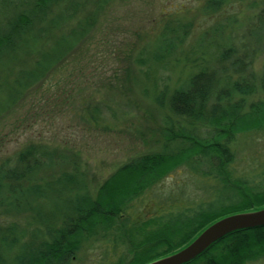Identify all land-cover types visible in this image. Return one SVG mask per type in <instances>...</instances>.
<instances>
[{
	"label": "trees",
	"instance_id": "16d2710c",
	"mask_svg": "<svg viewBox=\"0 0 264 264\" xmlns=\"http://www.w3.org/2000/svg\"><path fill=\"white\" fill-rule=\"evenodd\" d=\"M197 1L203 2L201 14L212 18L233 0ZM106 2L98 0L85 19L71 25L81 9L77 0H2L0 68L6 76L14 75L7 85L10 100L52 80L67 57L81 52ZM252 10L243 32L253 46L222 40V32L231 27L230 18L208 27L194 45H186L189 25L167 23L136 57L137 66L147 68L153 87L162 82L164 73L171 79L182 63L191 69L170 89L162 86L154 98L166 112L161 149L121 166L94 195L77 169L46 178L48 172L70 163L46 146L28 145L12 161L0 164V216L12 220L26 216L24 225L13 221L0 227V264H69L84 243L108 236L126 245V258L118 264H148L184 249L223 218L264 209V177L261 186L251 185L233 178L230 170L236 136L264 131V61L258 78L249 72L257 52L264 56V0L253 4ZM53 33L58 38L47 46ZM194 55L196 59L191 58ZM15 62L19 64L14 74ZM256 93L262 98L248 104ZM182 165L195 173L205 168V176L216 183L217 197L195 209L158 212L117 237L121 227L116 219ZM260 261H264V227L231 233L187 264Z\"/></svg>",
	"mask_w": 264,
	"mask_h": 264
},
{
	"label": "rangeland",
	"instance_id": "374dc122",
	"mask_svg": "<svg viewBox=\"0 0 264 264\" xmlns=\"http://www.w3.org/2000/svg\"><path fill=\"white\" fill-rule=\"evenodd\" d=\"M257 1L233 0L221 14L205 18L201 14L203 2L197 0H107L80 47L81 52L67 57V64L54 72L52 80L10 100L7 85L14 75L8 77L0 68V164L12 161L28 145L46 146L70 162L48 172L46 178L77 169L87 182L88 192L94 195L103 181L121 166L161 149L166 112L154 103V98L162 86L170 89L191 69L189 64L182 63L171 79L164 73L162 82L153 87L151 80H147V68L137 66L136 57L153 43L167 23L189 25L186 45H194L208 27L230 18L231 27L222 32V40L236 39L239 45L253 46L254 42L247 40L243 31ZM97 2L77 0L81 9L76 11L71 25L85 19ZM253 34L257 35V31ZM57 38L56 33L51 34L46 45L52 46ZM182 56L178 55V59ZM263 61L264 56L258 51L250 62L249 72L255 79L261 75ZM13 64L15 74L19 63ZM261 98L256 93L247 103H256ZM231 150L233 178L261 186L264 131L236 136ZM204 171L201 167L195 173L182 165L167 173L116 219L121 227L117 237L125 233V228L158 212L195 209L216 198L217 194L213 193L216 183ZM13 221L24 225L26 216L20 215L16 220L0 216V227ZM114 238L87 241L69 264H118L126 258V245L114 243ZM252 264H264V261Z\"/></svg>",
	"mask_w": 264,
	"mask_h": 264
},
{
	"label": "water",
	"instance_id": "95a60500",
	"mask_svg": "<svg viewBox=\"0 0 264 264\" xmlns=\"http://www.w3.org/2000/svg\"><path fill=\"white\" fill-rule=\"evenodd\" d=\"M259 227H264V209L228 216L206 228L184 249L148 264H187L225 236Z\"/></svg>",
	"mask_w": 264,
	"mask_h": 264
}]
</instances>
